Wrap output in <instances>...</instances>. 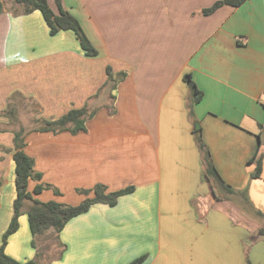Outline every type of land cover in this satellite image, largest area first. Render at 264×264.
I'll list each match as a JSON object with an SVG mask.
<instances>
[{"label":"crops","instance_id":"0c3cea01","mask_svg":"<svg viewBox=\"0 0 264 264\" xmlns=\"http://www.w3.org/2000/svg\"><path fill=\"white\" fill-rule=\"evenodd\" d=\"M0 1V245L13 214V138L21 129L23 151L41 175L28 191L49 186L34 199L77 205L85 198L77 189L134 187L116 205L95 204L59 233L36 236L35 246L24 201L9 256L39 264H128L142 256L139 264H264V225L253 226L235 201L264 217V0L208 15L202 10L220 0H61L96 48L93 57L70 31L50 36L40 12ZM185 74L202 92L193 105ZM23 101L40 126L13 127V103ZM84 106V131L39 130ZM197 129L236 194L212 197ZM255 154L262 171L251 179Z\"/></svg>","mask_w":264,"mask_h":264},{"label":"trees","instance_id":"16d2710c","mask_svg":"<svg viewBox=\"0 0 264 264\" xmlns=\"http://www.w3.org/2000/svg\"><path fill=\"white\" fill-rule=\"evenodd\" d=\"M55 6L58 9V13H54L49 6L48 0H14L16 4L20 6V13L29 14L34 11L40 12L50 36L56 35L60 31H70L75 35L78 44L85 56L93 57L98 54L96 48L92 45L89 38L85 34L80 22L76 17L67 12L62 7L61 0H53ZM245 0H220L213 3L210 7L204 8L202 13L205 15L213 13L218 7L222 5L238 6ZM3 11V4L0 1V13ZM108 74V80H113V75L110 66L106 68ZM124 73L118 74V78H122ZM183 80L186 82L190 90V104L198 103L202 99V92L196 87L190 74H185ZM90 116V112L87 107L69 109L66 113L59 116L56 119L44 120L43 125L39 128L41 131H62L69 130L72 133L85 130V120ZM23 130L15 132L13 138L14 153L12 160L14 163V188L15 198L13 201V214L9 225L1 238L0 245V264H39L35 260H28L25 262L18 261L5 252V246L7 240L19 227V216L21 215V208L24 201H30L31 204L27 210V221L30 232L33 236L32 244L35 246L34 238L38 235L45 233L48 229H53L56 233H59L65 224L72 218L86 213L91 206L95 204H106L108 206L116 205L119 197L133 192L134 187L128 186L116 191H107V188L103 184H96L90 189H77V191L85 198L77 205H64L55 201L40 202L32 197L33 194L41 192L43 189L49 187L45 184H37L32 193L28 191L29 180H39L41 175L34 171L33 159L23 151L24 141L22 137ZM195 140L202 153V162L204 166V177L211 187V195L213 198L228 197L236 194V190L220 177L219 173L215 169V166L211 160L210 153L203 143L200 129L193 131ZM250 161L255 162V168L250 173L251 179L259 178L262 171V158L261 156H253ZM222 187V188H219ZM221 191L223 193L216 192ZM223 189V190H220ZM57 192V191H56ZM92 194L90 196L89 194ZM243 198L247 201L246 192H239ZM257 214L263 215L259 210ZM259 236H264V227L258 230ZM144 257H138L128 264H139L143 261ZM246 264H249L246 261Z\"/></svg>","mask_w":264,"mask_h":264},{"label":"rangeland","instance_id":"374dc122","mask_svg":"<svg viewBox=\"0 0 264 264\" xmlns=\"http://www.w3.org/2000/svg\"><path fill=\"white\" fill-rule=\"evenodd\" d=\"M34 108L33 104L27 101H23V104L22 102L13 103L11 110V117L14 120L13 127L17 128L23 126L26 129H31L40 126L41 123L38 124L35 121L37 114L35 113L36 110ZM218 193H220V195L223 194L221 191ZM235 201L252 217V219H254V222L252 223L253 226L261 227L264 225V217L262 215L257 214V212L251 208L249 209L248 207H245L243 200L236 199Z\"/></svg>","mask_w":264,"mask_h":264},{"label":"built area","instance_id":"2783aa9c","mask_svg":"<svg viewBox=\"0 0 264 264\" xmlns=\"http://www.w3.org/2000/svg\"><path fill=\"white\" fill-rule=\"evenodd\" d=\"M262 106H263V108H264V101L262 102ZM263 125H264V122H263Z\"/></svg>","mask_w":264,"mask_h":264},{"label":"water","instance_id":"95a60500","mask_svg":"<svg viewBox=\"0 0 264 264\" xmlns=\"http://www.w3.org/2000/svg\"><path fill=\"white\" fill-rule=\"evenodd\" d=\"M195 128H197V127H195Z\"/></svg>","mask_w":264,"mask_h":264}]
</instances>
